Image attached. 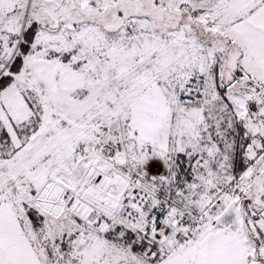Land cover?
<instances>
[{"label":"snow or ice","instance_id":"1","mask_svg":"<svg viewBox=\"0 0 264 264\" xmlns=\"http://www.w3.org/2000/svg\"><path fill=\"white\" fill-rule=\"evenodd\" d=\"M0 264H264V0H0Z\"/></svg>","mask_w":264,"mask_h":264}]
</instances>
